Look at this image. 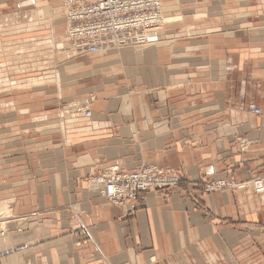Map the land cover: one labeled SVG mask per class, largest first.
I'll use <instances>...</instances> for the list:
<instances>
[{"label":"crops","instance_id":"crops-1","mask_svg":"<svg viewBox=\"0 0 264 264\" xmlns=\"http://www.w3.org/2000/svg\"><path fill=\"white\" fill-rule=\"evenodd\" d=\"M162 1L176 18L142 52L69 57L54 84L0 95V264H264V186L203 192L264 182V0ZM55 5L29 13L60 28ZM146 162L180 184L132 214L87 186Z\"/></svg>","mask_w":264,"mask_h":264},{"label":"built area","instance_id":"built-area-1","mask_svg":"<svg viewBox=\"0 0 264 264\" xmlns=\"http://www.w3.org/2000/svg\"><path fill=\"white\" fill-rule=\"evenodd\" d=\"M67 10L69 48L77 54L96 53L108 46L134 45L137 35L144 28L160 25L161 0H64ZM145 38H142L143 41ZM73 112L90 117L89 107L73 103L68 106ZM250 110L261 114V108ZM262 177L253 176L249 182H241L231 177L209 179L204 182L203 192L212 193L229 189L235 191L254 183L256 190ZM181 176L159 167L155 163H143L132 171L118 165L102 167L100 171L88 175L87 186L104 197L109 204L122 207L132 214L146 200L147 193L158 191L170 193L180 184Z\"/></svg>","mask_w":264,"mask_h":264},{"label":"rangeland","instance_id":"rangeland-1","mask_svg":"<svg viewBox=\"0 0 264 264\" xmlns=\"http://www.w3.org/2000/svg\"><path fill=\"white\" fill-rule=\"evenodd\" d=\"M56 1L0 0V95L26 87L31 88L28 83L32 80L41 78L53 80L61 70L59 69L61 64L69 57L74 58L79 55L68 50L69 40L65 37L66 10L64 9V0L63 3L62 0H58L65 12V19L61 17V24L64 25L61 29L52 17L43 15L44 17L40 16L35 19L33 14L29 13L36 10L39 5H45L52 11L56 8ZM58 12L60 13V10ZM163 17H167L164 7ZM165 25L166 23H163L159 26L155 32L156 35ZM58 34H63V36H58ZM158 43L159 41L155 42L154 45ZM135 49L138 48L135 47ZM54 82L47 83L54 84ZM69 105L67 104L66 108Z\"/></svg>","mask_w":264,"mask_h":264},{"label":"bare ground","instance_id":"bare-ground-1","mask_svg":"<svg viewBox=\"0 0 264 264\" xmlns=\"http://www.w3.org/2000/svg\"><path fill=\"white\" fill-rule=\"evenodd\" d=\"M59 7V6H58ZM161 7H162V0H161ZM64 9L66 10V7H65V3H64ZM42 11V10H41ZM43 13H46V12H43ZM37 14V13H36ZM36 14H34V15H36ZM64 14V13H63ZM40 15V14H39ZM42 15V14H41ZM37 16V15H36ZM49 16V15H48ZM44 17V16H43ZM36 18V17H35ZM174 18H176V17H171V18H169V17H163V7H162V9H161V15H160V21H161V23H160V25H162L163 23L165 24H168L169 22H171ZM64 24H66V26H65V32H66V36H67V39H68V24H67V10H66V23H64ZM160 25H157V27H153V28H144L143 29V31H142V33H140V34H138L137 35V37H138V41H137V43H135L133 46L134 47H136V48H138V50L139 51H141L142 52V50H143V48L144 47H146V45L148 44V43H151V42H153L155 39H156V31H157V29L159 28V26ZM64 27V25L62 26V28ZM60 29H61V27H60ZM155 30V31H154ZM160 33H161V31H160ZM142 38H145L143 41H140V40H142ZM69 40V39H68ZM68 44H69V41H68ZM144 46V47H143ZM121 47H125V46H121ZM143 47V48H142ZM67 48V47H66ZM113 48H119V47H111V46H108L106 49H103V50H101V51H99V52H103V51H108V50H111V49H113ZM69 51H71L70 49H69ZM99 52H96V53H99ZM49 79H41V80H36V81H31L30 83H28L31 87H37V86H41V85H44V84H47V82H51L52 81V79L51 80H49ZM27 85V84H26ZM72 104V103H71ZM70 104V105H71ZM254 184V183H253ZM254 186H255V184H254ZM263 187L264 186V182H263V180H261L260 181V184H259V187ZM256 187V186H255ZM0 211H2L3 213V215L5 214L6 215V217H7V214H9L10 213V210H9V207H8V201H6V202H4V201H1L0 200ZM1 214V215H2Z\"/></svg>","mask_w":264,"mask_h":264}]
</instances>
